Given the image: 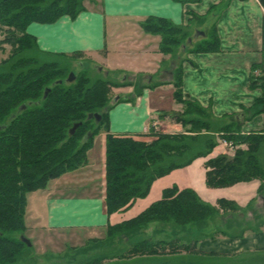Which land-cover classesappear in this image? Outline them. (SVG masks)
Wrapping results in <instances>:
<instances>
[{
	"label": "trees",
	"instance_id": "1",
	"mask_svg": "<svg viewBox=\"0 0 264 264\" xmlns=\"http://www.w3.org/2000/svg\"><path fill=\"white\" fill-rule=\"evenodd\" d=\"M83 1L0 0V31L6 27V36L0 39V43L11 45L9 57L0 60V264H17L23 250L32 247L22 239L27 231L28 195L46 188L50 180L87 165L93 138L103 128L107 131L105 204L108 215L132 208L138 199L148 196L157 178L175 168L189 165L199 157L209 156L219 144L214 137H204L193 127L190 130L196 132L195 135L157 131L152 125L150 135L156 137L152 141L139 139L130 133H111L109 95L111 87L119 84L105 79L93 80L86 73L87 70L77 74L75 81L68 82L69 66L62 67L53 60L40 62L33 55L35 51H41L47 57L83 53L44 51L37 37L27 31L33 22L53 23L66 15L76 18L86 9ZM197 17L201 20L205 18ZM141 26L146 33L162 36L160 46L166 52H176L178 45L191 37L187 26L163 17L149 16L141 21ZM208 34L203 46H197L190 52L219 51L221 39L216 26H213L211 36ZM184 59L178 63L175 72L176 100L194 105L198 113L210 118L208 121L213 124L220 123L216 133L222 132L226 139L246 143L249 147L248 150L238 148L232 158L221 153L206 160L207 185L228 186L248 181L251 175L263 174L256 159L257 150L264 141V129L242 132L241 128H237V123L222 124V120L215 118L211 110L199 101L184 98ZM145 88L137 87L133 97L142 95ZM249 88L262 90V96L245 108L247 117L251 118L264 114V62L252 65ZM90 113L102 115L97 125L94 123L95 116L89 118ZM196 113L193 111L189 117H183L162 110L159 116L185 124L194 125L199 121L202 126L213 128ZM77 122L82 124L72 133L71 128ZM183 205L195 209L196 213L191 219L177 218L175 210ZM218 213L217 207L203 201L195 189H181L175 184L165 188L162 199L139 216L108 226L104 243L112 246L125 238L130 245L127 251H108V254L88 259L84 264H126L117 258L127 254L136 256L127 264H158L164 261L160 257L157 261L155 259L162 254L159 247L165 242L156 243L152 238H140L143 229L151 223L169 222L172 218L175 221L172 224L176 227L202 228ZM19 234L20 238L17 236Z\"/></svg>",
	"mask_w": 264,
	"mask_h": 264
},
{
	"label": "crops",
	"instance_id": "2",
	"mask_svg": "<svg viewBox=\"0 0 264 264\" xmlns=\"http://www.w3.org/2000/svg\"><path fill=\"white\" fill-rule=\"evenodd\" d=\"M100 5L85 6L86 9L76 18L66 15L53 23L33 22L27 31L37 37L44 51L96 53L111 60L110 66L114 68L128 64L113 61L112 58L119 55L135 57L134 61L143 62L133 64V68L147 71L152 64L144 63L146 57L155 54L158 49L155 45L159 43L155 40L157 35L146 33L141 26V21L147 17L158 16L175 24L193 25L195 34L201 30L206 35L208 31L205 28L216 26L221 49L188 53L182 62L184 98L199 101L211 110L215 118L237 122V128H241L242 132L264 129L263 113L249 118L245 112L246 107L262 96L261 89L249 88L252 65L264 62V5L259 0H200L186 3L180 0H101ZM197 15L205 16L204 20ZM109 24L112 26L111 31ZM156 63L159 67L147 72V76L153 79L156 73L159 77L157 83H160L164 73L173 74V71ZM171 86L160 83L155 89L145 88L138 97H118L111 104L110 132L130 133L142 139V136L150 134L151 126L157 125V122L161 125L170 123L173 129L178 127L176 123L159 116L162 110L167 109L161 100L166 95L160 93L171 90ZM103 137L104 143L101 142L99 152H94L95 141L87 165L50 180L45 189L33 192L43 196L40 195V202L39 199L33 201L31 211L28 197L26 221L31 214L45 229L60 232L90 231L94 235L90 238L92 241H105L109 225L139 216L152 203L162 199L165 188L177 184L181 189H195L203 201L215 207H218V201L222 198L235 202L240 209H247L251 205L252 210L250 207L247 218L252 220L249 222L253 225L239 229L241 225L233 223L232 218L228 219L224 214L217 217L219 224H207L202 228L189 226L176 231L174 227L150 225L143 229L140 238H152L156 243L165 242L159 250L166 255L159 256L164 261L158 264H209L211 261L216 264H235L237 261L236 264H264V210L261 213L255 211L261 200L264 203V198L258 194L257 180L242 181L228 187H210L206 183L207 169L201 168V180L194 181L192 174L195 162L200 158L205 159L203 162L207 160L206 157H200L187 168L181 169L183 179L173 177L179 171L175 170L157 179L147 198L138 199L130 210L108 215L103 189L107 132ZM217 155L214 150L208 159ZM85 177L90 179L86 185H72L75 179ZM57 184L60 185L56 187L58 190L66 189V192L58 193L55 189ZM93 185L96 186L94 190ZM127 245L121 249L127 251L130 247ZM120 260L128 263L127 260Z\"/></svg>",
	"mask_w": 264,
	"mask_h": 264
},
{
	"label": "rangeland",
	"instance_id": "3",
	"mask_svg": "<svg viewBox=\"0 0 264 264\" xmlns=\"http://www.w3.org/2000/svg\"><path fill=\"white\" fill-rule=\"evenodd\" d=\"M259 1L264 5V0H259ZM83 4L87 7H100L101 6L100 5L101 0H98V1L97 0H95V1L84 0ZM197 25H198V23H197ZM184 26H187L188 30L190 31L189 33H190L191 37L193 38V41L190 43L186 39L183 41L184 42L183 44L178 45L176 52H175V50H174V52H166V51H163L161 49V46H160L162 36L157 34L155 40H157L159 43H157L155 45L156 48H158L157 50H155V54L157 53L158 55L152 54V56L146 57V60L144 63L147 64L150 62L152 64L150 66V69L147 71H137L136 69L133 68V64H136V63L142 64V62H143V60H139L138 62L134 61L135 57L127 58L125 56L119 55V56H116L115 58H112L113 61L128 64V65L123 66L122 68H114V67L110 66L109 61H111V60H109V59L107 60L106 58H103L100 54H96V53H82V54H78L77 56L63 55L62 57H59V56L57 57L55 55H53V56L49 55V57H47V55L43 56V52L35 51L33 55L36 56L40 62L42 60H53V61H57L58 64H60L62 67L65 65L69 66V68L71 69L70 72L75 73V79L77 77V74L82 73V72L87 70L88 72L86 71V73L93 80L105 79V80H111V82L119 84V85L114 84L116 86H112L110 89V95H109V103L110 104L114 103L118 97L124 99V98H126V96H129V97L135 96L137 87L146 86V88H148V89H155L157 87V85H156L157 78H159V77L156 76V73H155V76L153 77V79H150L147 76V72H152L151 71L152 69L158 68L159 66L157 65L156 62H159L160 67H162V65H164L165 67L168 68L169 71H173V74L164 73V79L162 80V82H160L161 84H171L172 85L171 90L167 89L163 93H160V94L166 95V96H164L165 99H161L162 102L164 103L163 106L167 107V109H165V111L172 112L174 114H178V115L183 116V117H189L192 114V112L195 111V113L197 112L196 113L197 115L203 116L202 120L206 121L207 122L206 124L213 126V128L210 129V128L205 127V125L202 126V122H199V121H197L193 125L191 123L185 124L183 122H177V121L167 117L165 119L166 121L174 122L178 125V127L173 129L172 127L170 128V126H169L170 123L166 124V125H161L160 123L157 122L156 123L157 125H154L155 130L165 131V132H169V133L170 132L171 133L185 132L188 135H195L196 132H193L192 130H190V128L193 127V130H197V133L202 134L204 137L212 136L215 138V140H217L219 142L217 147H215V149H214L217 151L218 154H221V153L226 154L228 157L232 158L236 155L238 148H242L243 150H248V148H249L248 144H246V143H234V142L226 139L225 134H223L222 132L216 133L217 127L220 126V123H218V125L213 124L211 121H208L210 118L198 113L199 111L196 110L194 105L190 106L186 103L177 101L176 100L177 98H175V96H174V92L176 90L174 82L177 80V76H176L175 72L177 70L178 63L182 59H184L188 53H193V52H190L192 49H196L197 46H199V48H201L203 46V44L205 43V36L207 35V33H206L205 36H202V34H199L198 36H196L195 32L193 31V29H194L193 25L184 24ZM204 26L207 27L206 25H204ZM111 29H112V26L109 24V30L111 31ZM205 29L208 31V33H209L208 35L211 36V32L213 31V27H211V28L207 27ZM129 33H131V32H129ZM5 36H6V27H3V28H1V31H0V39L5 38ZM110 37L111 36L109 35V38ZM10 54H11V45L7 44V43H0V60L8 58ZM68 76L69 75H67V78H66V80L68 82L75 81V79L72 81H69ZM169 88H170V86H169ZM94 123L97 125L98 121L94 120ZM221 123L226 124V125H229V124L232 125L233 123H237V122L231 121V120L230 121L225 120V121H221ZM106 132L107 131L103 128L93 138V145H95V141L97 142L96 146L94 147V152L95 151L99 152L101 142L104 143V137L103 136ZM155 138H156L155 136L150 135V134H146L145 136H142V140H146V141H152ZM106 143H107V137L105 140V145H106ZM93 145H92V147H93ZM91 149L88 150V158H89V152ZM257 152H258V154H257L258 157L256 159V164H258L260 166V168L263 171V174L259 173L256 175H251V178L246 182H251V181L257 180V182L259 184L258 185V194H260L264 198V141L261 144V146L259 147V149L257 150ZM211 153H213V152H211ZM93 155H95V154H93ZM205 157L208 160V156H205ZM95 159L98 160V158H96V157H95ZM106 159H107V146H106ZM106 159H105V165H106ZM203 160H205V159L200 158L195 162V166L193 167V174H192V179L194 181L198 182L201 180V174H203L202 173L203 171L201 168L207 169L206 164H205L206 161L203 162ZM139 164H140V166L143 165V163H139ZM191 164L186 165L184 167L175 168L170 173H172L175 170H179L173 175V177H178L180 179H183V173H182L183 171H181V169L187 168ZM84 174L87 175V172H85ZM103 174H102V176H103ZM97 175H99V173ZM162 177H164V176H162ZM104 178H105V183H104L103 189H104L105 196H106V168H105ZM159 178H161V177H159ZM159 178H157V179H159ZM77 180H79L78 183L80 185L77 183ZM77 180L75 179L73 181V183H72L73 186H77V187L82 186V185L84 186L87 184L88 180H90V179L85 177V178H77ZM153 183L151 185V188L153 186ZM58 186H60V185L57 184L55 186V189L57 190L58 193H62V192L65 193L66 192V189H59L58 190L56 188ZM93 186L94 187L92 190H94V188H96L95 185H93ZM228 186H231V185H228ZM228 186H219V187H228ZM60 188H63V187H60ZM151 188H150V192H151ZM35 192H36V190H35ZM149 193H148V195H149ZM40 195H41V197L43 196V194H41L39 192L33 193V194L30 193V195H28V197L30 198V205H31L30 211L32 210L33 201L35 199H39V202H40V198H39ZM145 198H147V196ZM218 202L219 203H218L217 209H218L219 213L216 216L209 219V222L207 224H213L214 226L219 224L220 222L218 220L216 221V219H217V217L221 216V214H224L225 216H227L228 219L232 218L231 220H233V223H237V224L241 225V226H239V229H242L243 226L253 225L252 222H249L252 220L251 219L248 220V218H247V215L249 214V208L251 207V205L248 206L247 209H240L238 207V205H236L235 202L229 201V202H231V204L224 205V203H226V202L229 203V202L223 198L220 199ZM130 209H128V210H130ZM251 210H252V207H251ZM257 210L259 211V213L263 212L264 203L262 202V200L258 204V208H256L255 211H257ZM27 213H28V206H27ZM195 213H196L195 209L189 208L185 205L179 206V208L175 210V214L176 215L178 214L177 218L178 217L180 219L183 218V220L184 219H191V217H193V215ZM172 219L174 220V218H172ZM26 220H27V214H26ZM173 220H171L169 222H158V223L154 222V223H151L150 225L157 224V225H159V227H164V228L174 227L176 231L183 229L182 227L174 226L172 223L175 221H173ZM257 220H259V219H257ZM260 220H261V217H260ZM26 222H27V231L25 232L24 236L27 237L28 239H30L33 245L31 248H25L23 250V253H22L21 257L19 258V261L17 262V264H84V262H86L88 259L93 260L97 257H101L104 254H108L107 253L108 251L120 252V250L124 249V248L121 249V247H125L127 245L125 243H128V241L124 238L120 242H119V240H117V242H119V243L115 242V244L110 247V246H107V244L104 243V241H92L93 239H90V238L94 235L90 231H84V232H75V231L65 232V231H62V232H60V231L48 230V229H45L43 224H40L38 222V220H36L35 217L33 219L31 217V214H30V217L28 216V221H26ZM249 223H251V224H249ZM17 236L19 238L21 237L20 234ZM88 239H90L91 242L88 241ZM128 245H129V243H128ZM164 255H166V254L165 253L164 254H158L157 257H159V256L164 257ZM138 256H140V255H138ZM121 257H118L117 259H119V260L123 259V260L129 261V260H132L133 258H135L136 256H134L133 254H129V255L127 254V255L123 256L124 258L123 257L121 258ZM171 259H173V258H171ZM104 262L107 263L106 260ZM239 262H241V261H239ZM236 263H238V261ZM209 264H216V262L211 261V262H209ZM223 264H231V263L224 262Z\"/></svg>",
	"mask_w": 264,
	"mask_h": 264
},
{
	"label": "water",
	"instance_id": "4",
	"mask_svg": "<svg viewBox=\"0 0 264 264\" xmlns=\"http://www.w3.org/2000/svg\"><path fill=\"white\" fill-rule=\"evenodd\" d=\"M199 34L205 35V32H204V31H201V30H198V31L196 32L195 35H199ZM188 41H189V42H192V41H193V38H192V37H189ZM74 79H75V73H74V72H70V74H69V76H68V80H69V81H72V80H74ZM48 92H49V89L46 90V92H45V96H47ZM24 107H25V104L22 105V108H24ZM94 116L96 117V120H97V121H99V120L101 119V117H102V115H101L100 113H95V114L90 113V114H89V118H92V117H94ZM81 124H82V122H77V123H75L74 126L71 128V132L73 133V132L77 129V127H78L79 125H81ZM22 239H23V241H24L29 247H31V246L33 245L32 242H31V240L28 239L27 237H23Z\"/></svg>",
	"mask_w": 264,
	"mask_h": 264
}]
</instances>
